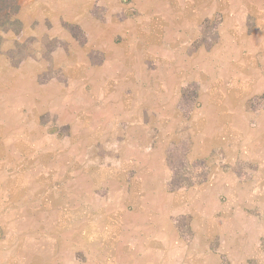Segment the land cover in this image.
<instances>
[{"label":"rangeland","instance_id":"rangeland-1","mask_svg":"<svg viewBox=\"0 0 264 264\" xmlns=\"http://www.w3.org/2000/svg\"><path fill=\"white\" fill-rule=\"evenodd\" d=\"M20 4L0 264H262L264 0Z\"/></svg>","mask_w":264,"mask_h":264},{"label":"trees","instance_id":"trees-1","mask_svg":"<svg viewBox=\"0 0 264 264\" xmlns=\"http://www.w3.org/2000/svg\"><path fill=\"white\" fill-rule=\"evenodd\" d=\"M20 2L21 0H0V43L3 41L2 34L10 31L19 32L21 30V22L17 19L21 8ZM170 167L174 175L169 183V189L171 191L191 187L204 181L203 179L194 180L193 178H182L176 168V162H173V160H170Z\"/></svg>","mask_w":264,"mask_h":264},{"label":"crops","instance_id":"crops-1","mask_svg":"<svg viewBox=\"0 0 264 264\" xmlns=\"http://www.w3.org/2000/svg\"><path fill=\"white\" fill-rule=\"evenodd\" d=\"M256 237H257V240L254 238V239H249L248 237H246V238H244L246 241H249V240H251L250 242H252V244H255V245H261V243H262V240L261 239H264V236L263 237H259V236H257L256 235ZM48 241H45V243H47ZM241 242V241H240ZM242 243V242H241ZM243 243H244V241H243ZM56 250V251H55ZM55 250H54V252H53V254L54 255H56V252H57V248H55ZM42 253V252H41ZM36 254H40V253H36ZM52 254V255H53ZM51 255V256H52ZM51 256H49V257H51ZM262 257H263V255H262V253L260 252V251H258V250H256L255 252H253L252 254H250L249 255V257H248V259H255V258H258V259H261L262 260ZM36 259H38L37 257H35V259L34 260H36ZM14 260H16V258H14ZM43 260L44 261H46V259L45 258H43ZM262 264H264V262L262 263Z\"/></svg>","mask_w":264,"mask_h":264},{"label":"bare ground","instance_id":"bare-ground-1","mask_svg":"<svg viewBox=\"0 0 264 264\" xmlns=\"http://www.w3.org/2000/svg\"><path fill=\"white\" fill-rule=\"evenodd\" d=\"M147 38V37H146Z\"/></svg>","mask_w":264,"mask_h":264}]
</instances>
